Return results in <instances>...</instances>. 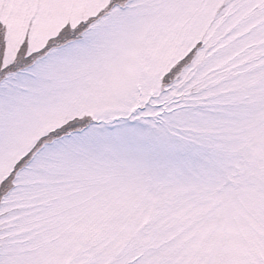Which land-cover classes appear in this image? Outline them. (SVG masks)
<instances>
[{"label":"snow or ice","instance_id":"snow-or-ice-1","mask_svg":"<svg viewBox=\"0 0 264 264\" xmlns=\"http://www.w3.org/2000/svg\"><path fill=\"white\" fill-rule=\"evenodd\" d=\"M0 264H264V0H0Z\"/></svg>","mask_w":264,"mask_h":264}]
</instances>
